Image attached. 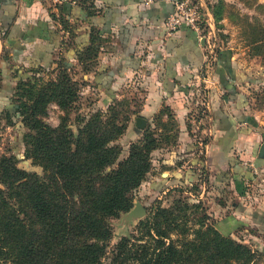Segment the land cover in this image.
<instances>
[{"label":"trees","instance_id":"1","mask_svg":"<svg viewBox=\"0 0 264 264\" xmlns=\"http://www.w3.org/2000/svg\"><path fill=\"white\" fill-rule=\"evenodd\" d=\"M100 44L92 36L78 53L84 73L94 71ZM61 65L57 79L27 82L16 104L26 158L44 173L20 169L16 156L0 159V264H257L258 252L207 214L192 228L187 212L201 206L181 200L171 208L158 203L110 250L111 220L132 210L135 191L152 170V153L163 142L147 129L120 162L122 149L114 143L126 128L116 115H95L76 137L65 122L47 124L50 104L67 111L79 98L78 83ZM170 113L164 108L160 115Z\"/></svg>","mask_w":264,"mask_h":264},{"label":"crops","instance_id":"2","mask_svg":"<svg viewBox=\"0 0 264 264\" xmlns=\"http://www.w3.org/2000/svg\"><path fill=\"white\" fill-rule=\"evenodd\" d=\"M175 1L80 0L55 8L48 0H0V72L7 62L8 74L14 72L11 64L19 63L24 76L58 66L60 60L78 63V53L96 36L101 44L94 84L105 101L112 103L123 87H135L144 93V111L169 106L183 113L202 79L206 43L187 27L168 33L165 22ZM216 77L218 94L209 93L208 102L216 136L207 150L213 188L224 198L218 205L224 215L216 223L232 237L264 232V158L259 156L264 119L249 105L242 90L247 75L234 66L232 55L219 59ZM187 149L193 151V146ZM179 184L186 183L164 179L151 187L160 192L164 185ZM226 191L232 194L231 205Z\"/></svg>","mask_w":264,"mask_h":264},{"label":"rangeland","instance_id":"3","mask_svg":"<svg viewBox=\"0 0 264 264\" xmlns=\"http://www.w3.org/2000/svg\"><path fill=\"white\" fill-rule=\"evenodd\" d=\"M77 1L79 4L80 0ZM190 1L197 6L202 19L201 33L206 39L203 47L205 63L202 79L198 80L194 94L189 95L183 106V113H177L169 106L158 111H144L141 108L144 93L135 87L121 88L119 96L111 98L112 103L106 100L109 102L107 104L106 95L94 84V71L84 73L79 62L60 60L58 66L33 72L29 75L31 80L26 79L25 73L20 74L25 70L19 63L11 64L14 72L8 74L7 66L10 64L7 62L4 72H0V159L4 156H16L20 169L43 175V169L26 158V146L22 142L23 130L20 128L22 117L17 113L16 104L27 82H34L36 79L41 84L57 79L61 72L59 66L62 64L65 71L78 83L79 98L67 111L62 110L56 103L50 104L44 121L54 128L65 122L76 137L79 129L94 119L95 115L99 114L103 120H109L116 115L117 124L125 125L126 128L124 134L114 143L122 149L120 162L128 158L131 146L140 143L149 129L156 138L162 139L163 146L152 153V170L146 181L135 191L134 207L136 202L142 203L147 210V217L158 203L164 208H171L181 200L190 206H201L198 212L195 209L187 212L186 218L190 220L192 228L206 214L210 222H216L217 216L224 215L218 206L224 198L220 199L222 197L213 188L215 184L211 181L207 150L209 142L216 136V131L212 112L204 103L210 102V94L211 97L215 96L218 90L215 87L207 88L203 78L210 73L213 81L219 84V78L216 77L219 59L224 55H232L234 66L247 75L248 80L242 84V90L249 105L255 113L261 114L260 120L264 119V0ZM164 108H169L171 115L162 117L160 114ZM138 117L147 119L148 125L145 129L136 127L135 120ZM174 134L177 138H173ZM182 134L189 139L182 138ZM185 139L189 146H193V151H188V145L183 141ZM195 139L204 145L195 143ZM251 167L254 169V166ZM175 172H179L181 177L175 175ZM177 178L186 184L164 185L160 192L153 189L154 185L151 187L152 182ZM0 190H5L2 184ZM225 194L228 195L227 201L232 198L230 191ZM126 217L123 214L120 218L111 220L114 238L110 250L121 238L133 234L140 221L146 218L130 221ZM250 231L253 234L243 231L232 238L257 251V264H264V232Z\"/></svg>","mask_w":264,"mask_h":264},{"label":"built area","instance_id":"4","mask_svg":"<svg viewBox=\"0 0 264 264\" xmlns=\"http://www.w3.org/2000/svg\"><path fill=\"white\" fill-rule=\"evenodd\" d=\"M55 8L61 7L63 5H77V0H48ZM167 31L170 35L176 34L183 27L190 28L198 33L201 37L202 19L200 12L190 0H176L174 3V12L167 18L165 22ZM203 38V37H202ZM203 78V82L207 85V88H212L215 86V81L211 78V74ZM207 109L210 111L208 103H204ZM198 143L197 140H194ZM203 146L204 143H198Z\"/></svg>","mask_w":264,"mask_h":264},{"label":"water","instance_id":"5","mask_svg":"<svg viewBox=\"0 0 264 264\" xmlns=\"http://www.w3.org/2000/svg\"><path fill=\"white\" fill-rule=\"evenodd\" d=\"M205 43H206V39L202 38V45L204 46ZM135 121H136V127L141 129V130L145 129L146 126L148 125V121L145 118H142V117L136 118ZM259 156L261 158H264V144H262V146H261ZM125 215H127V217H126L127 220L133 221V220L138 219V218L146 217L147 210L142 205V203L136 202L135 207L130 212H128Z\"/></svg>","mask_w":264,"mask_h":264}]
</instances>
